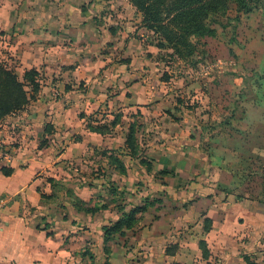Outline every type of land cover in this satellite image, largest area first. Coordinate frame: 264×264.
Returning a JSON list of instances; mask_svg holds the SVG:
<instances>
[{
  "label": "crops",
  "instance_id": "obj_1",
  "mask_svg": "<svg viewBox=\"0 0 264 264\" xmlns=\"http://www.w3.org/2000/svg\"><path fill=\"white\" fill-rule=\"evenodd\" d=\"M99 2L0 0V62L20 80L25 72L35 70L39 83L35 100L0 123V147L11 154L9 161L0 159V264H245V257L264 264V168L256 176L255 189L248 176L236 172L245 164L248 141L242 142L239 132L225 139L204 134L200 127L176 125L171 127L175 137L173 130L166 131V103L159 95L163 87L155 88L152 77L144 75L151 64L136 56L142 51L120 47L122 32L118 31L112 47L127 64L109 66L110 59L99 56L106 41L111 43L114 37V30L102 29L96 19ZM99 70L103 77L97 78ZM102 78L105 83L98 81ZM81 82L94 90L81 89ZM106 82L118 88L113 96L105 90ZM55 88L61 93L58 99L51 92ZM114 105L121 114L138 111L141 115L137 158L128 156L125 145L126 117L114 115L124 124L118 138L115 132L121 123L112 125L113 121L105 119L112 111L105 116L98 113ZM254 114L260 117L261 111ZM88 125L105 126L106 133L92 132ZM256 125L249 140L257 154L264 145V124ZM195 130L192 140L190 132ZM157 135L161 137L158 143ZM90 151L102 156L103 151L109 155L118 151L126 180L145 186L141 196L165 192L167 199L173 196L176 200L175 212L168 200L148 208L135 233L124 238L128 247L114 238L108 256L103 253L102 228L119 218L117 210L88 214L71 202L65 215L52 204L56 197L49 183L64 174L66 163L81 162ZM141 161L153 162V170L146 172ZM161 179L167 184L164 188ZM84 188L82 195H76L89 207V197L83 194L90 196L88 189L92 188ZM188 200L191 203L185 206ZM205 219L209 220L206 230ZM170 229L183 232L167 237ZM87 242L92 244L91 257L82 250ZM171 243L175 248L167 255ZM131 244L144 245L143 260L136 259L133 249L128 252ZM154 245H159L157 257Z\"/></svg>",
  "mask_w": 264,
  "mask_h": 264
},
{
  "label": "rangeland",
  "instance_id": "obj_2",
  "mask_svg": "<svg viewBox=\"0 0 264 264\" xmlns=\"http://www.w3.org/2000/svg\"><path fill=\"white\" fill-rule=\"evenodd\" d=\"M99 3L100 5L96 8L98 17L96 19L99 21L98 23H101L100 27L104 30H114L113 42L106 41L107 46H103L99 50V56L101 58L108 57L110 59L109 66L117 63H120L119 65L127 64L123 63L124 60L115 54L116 51L112 47L117 38L116 33L122 32L119 36L120 47L125 46L124 48L128 47L136 52L142 51L136 56L145 58L151 64L145 69L144 75L152 77L153 82L156 83L153 84L156 86H154L155 88L163 87V91L159 95L166 103L167 111H164L167 114V122L163 125L166 131L171 129L173 130L171 133L175 132L171 127H176V125L192 129L200 127L204 134H212L225 139L230 136L235 138V136H239L235 133L239 132L242 136L240 140L248 141L249 147L247 155L243 156L245 164L241 165L236 172H242V176H248V180L253 182L252 188L255 189L256 176L259 175L260 169L264 168V145L259 146L262 149L259 148L261 150L256 154L251 150L253 144L249 139L253 136V127L257 126L256 122L264 124V6L244 11L239 9L236 2H228L224 10H219L217 14L210 15L207 19V23L215 29V34L212 37L192 38L194 52L189 56H178L173 54V50L161 36L155 35L145 26L141 13L136 11L128 0H100ZM117 59H120V62ZM99 71L101 74L97 78L103 77L102 70ZM99 80L105 83L103 78ZM91 82L93 79L89 84ZM107 82L105 90L108 91V95L113 96L118 92V88L109 87ZM160 82L163 84H159ZM80 88L85 89L86 92L94 90L85 82H81ZM55 89L51 92L55 96L54 98L58 99L61 93L59 89ZM168 109L172 111L170 112ZM109 110L112 111V114L105 118L106 121H117L114 115L120 113L118 105L104 108L98 113L105 116L108 115ZM254 111H261V116L257 117ZM138 113V111H132L126 114L120 113V115L126 117L124 121H127V124L131 120L138 124L141 120V115ZM91 117L93 118V115ZM156 123L162 127L160 122ZM117 124L120 126L116 128L115 135L119 138L124 133L123 129L121 130L124 126L123 119L118 118ZM135 130L137 134V128ZM190 133V139H195L194 135L197 134V130ZM172 136L175 137V134L173 133ZM261 136L264 141V132ZM157 137L159 138L155 141L158 143L161 141V137L159 135ZM168 137H171V134ZM164 139L165 137L162 138L163 141ZM250 143L252 148H250ZM205 144L206 142H204ZM107 152L109 151H103L104 155L102 156L99 151H90L81 162L64 165V174L59 173L60 176L49 183L51 190L55 193L56 198L52 200V204L56 211L68 215L67 208L70 207L71 202L74 204L79 202L77 195L86 190L84 188L86 185L92 188L88 189V192L92 194L90 196L83 194V196L89 197V207L91 208L105 207L106 210L108 209L107 211H116L118 208L128 210L131 206L140 204L144 200L151 203L152 207L159 204V201L163 204L164 200H168L169 208H172L174 212L177 210L175 198L168 195L167 199L165 192L157 194L163 197L160 199L156 198L157 195L153 197V193L149 192L141 196L145 187L143 183L135 180L128 182L127 176L123 175L126 173V168L124 167V172H120L117 165L111 163L113 158L119 159L118 156L121 154L118 151H111L116 155L110 156ZM137 156L133 158H137ZM152 163L145 162L143 166L146 172L153 170ZM170 173L173 174L172 171ZM170 173L166 172V175L169 176ZM151 175L157 179V173L153 172ZM153 178L150 177V180ZM160 182L161 188L167 186L163 179ZM151 185V182H148L147 189L152 192ZM67 190L70 194L66 193ZM72 195H75L76 199L72 198ZM189 203L191 202L188 200L185 206ZM105 209H102L101 212H104ZM142 219L143 217L140 216L139 222ZM139 222L134 229L127 231L124 237L115 236L121 246L128 247L124 238L129 239L132 233H135L140 226ZM179 232L183 231L170 229L166 235L167 237H177ZM91 245L90 242H87L82 249L88 253V256L92 254ZM169 245L172 250V243ZM143 246L142 244H131L129 246L131 249L128 252L133 249L136 259L143 260L145 251L142 249ZM155 248L153 254L157 257V253L160 252L159 245H156ZM92 264H96V262L92 261Z\"/></svg>",
  "mask_w": 264,
  "mask_h": 264
},
{
  "label": "trees",
  "instance_id": "obj_3",
  "mask_svg": "<svg viewBox=\"0 0 264 264\" xmlns=\"http://www.w3.org/2000/svg\"><path fill=\"white\" fill-rule=\"evenodd\" d=\"M136 11L141 13L143 23L146 27L153 31L157 36L168 44L173 50V54L178 56H189L194 52V44L192 38L195 37H212L215 34L208 23L207 19L210 15H215L219 10H224L227 3L234 1L239 6L240 10L250 11L252 8L264 6V0H128ZM38 73L35 70L25 72L23 79L20 80L17 75L0 62V123L13 114L25 110L31 102L35 100L39 90V83L36 81ZM139 114V113H138ZM118 121V118H116ZM113 121L112 125L117 124ZM48 129V126H46ZM89 130L100 134L106 133L105 126L88 125ZM139 125L134 121H130L128 133L125 139V145L128 150V156L131 158L138 155V145L136 140V129ZM112 153L110 156H113ZM112 164L117 165L120 172H124V164L120 159H112ZM145 165V161H141ZM2 172H9L2 169ZM263 200H264V170H263ZM160 203V201H159ZM76 207L79 211H84L88 214H94L102 208L85 207V203L76 202ZM152 207L148 201H142L140 204L131 206L128 210L118 208L119 218L111 222L109 225L102 228L103 232V253L109 255L111 253V243L115 236L124 237L126 231L132 230L140 221V216ZM106 210V209H105ZM206 225H209V220L205 219ZM203 255H207L206 248L203 242H200ZM172 248H175L174 246ZM173 250V249H172ZM168 247L165 253L172 254L173 251ZM91 257V256H89ZM103 264H109L104 262ZM177 264V263H175ZM245 264H257L245 257Z\"/></svg>",
  "mask_w": 264,
  "mask_h": 264
},
{
  "label": "built area",
  "instance_id": "obj_4",
  "mask_svg": "<svg viewBox=\"0 0 264 264\" xmlns=\"http://www.w3.org/2000/svg\"><path fill=\"white\" fill-rule=\"evenodd\" d=\"M10 158L11 154L9 152V149L0 147V159L9 161Z\"/></svg>",
  "mask_w": 264,
  "mask_h": 264
}]
</instances>
